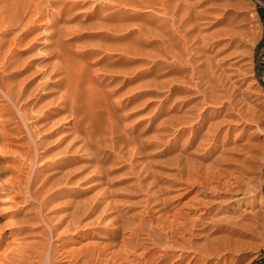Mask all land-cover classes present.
Returning a JSON list of instances; mask_svg holds the SVG:
<instances>
[{"label": "rangeland", "instance_id": "obj_1", "mask_svg": "<svg viewBox=\"0 0 264 264\" xmlns=\"http://www.w3.org/2000/svg\"><path fill=\"white\" fill-rule=\"evenodd\" d=\"M19 1L20 0H0V18L5 17L7 19L8 11L16 7ZM105 1L107 4L104 3ZM117 4L118 2L114 3L115 7L113 4L108 3L107 0H97L89 1V3L86 2L84 6L83 4L79 5L77 10L78 20L69 21L68 24V26L72 27L69 29L73 30H71V32L68 31V33L63 35L64 37L56 35L52 38L55 40L57 39L55 41L56 46L59 44L57 42H60V46L58 45V48H56L57 52L61 49V54L66 52L65 57L67 56V58H69V60L65 58L66 63H68L66 66L70 68H67V70L72 69L71 65L76 67H74V72L70 76H72L71 80L79 81L78 87L76 90L74 86L72 87L75 83H73L71 87L73 92L79 90V92H77L79 93L77 98L78 103H82L81 106L88 102L86 99L88 98L87 95L91 94L94 85L96 87L94 91L97 93L93 94L94 91H92V97L89 96V99L93 100L92 104H95L93 105L96 110L93 108V105H90L91 101L90 104H88L94 110H90L91 107H88V104L83 106L85 109L88 107L86 111L89 112L90 117L86 118L82 116L80 119H76V121L74 118L73 121L75 122H73L72 116L70 117V111L61 109L59 107L61 105H59L58 109L54 110L55 114L53 117L57 123L49 127L48 130L46 128L41 129L44 126L48 127L50 124L46 125L48 123L46 120L41 121L40 118H42L43 115L41 111L34 106L35 101L40 95H44L42 94L43 91H41L42 87L36 86V91L40 90L38 92L39 95L37 94V96L33 97L34 100H32V102L34 101V105L31 102V105L29 104L30 108L28 107L27 109L31 112L29 123L31 125L34 124L36 131H38L36 135L33 136L30 129L26 127L24 121L22 119L17 120V118L14 117L15 114L17 115V113H19L16 103L8 97L4 89H0V108L2 106L4 107V109L1 108L2 111L0 109V131H2L0 133L4 134V123H6L7 126L9 124V128L14 130V124L20 122V128L22 129V132L15 129L16 131L14 130L15 133L11 137L14 142L12 145L14 148L9 144L7 147V141H5V146H3V140H0V144H2L0 145V240L3 242L2 249L6 248L7 244H11L12 246L19 240V238L16 240V238L12 236V233L15 234L17 226L14 221L28 214L30 220H32V224H34V226H31L35 228V234L42 229L50 231V228L47 227L49 226V221L47 219L50 217L54 218L56 215L66 212L62 210L65 208V204L67 205V202H74V206L79 202V204H83V206H90L92 209L96 208V211L93 210L95 215L92 210L90 212L89 217L93 220L88 217L85 219L84 217V220L81 219L80 223L91 224L90 229L98 230L96 238H98V236H104L105 242H96L94 237L88 239L83 237V231H85V229L82 228L83 225L81 226V224L74 229L71 234L63 235L62 240L68 241L70 236L73 240L81 238L79 240L82 241L81 243H99L100 252L97 254L98 258H94L96 262L93 260L94 262H92V264H119L122 259L120 255L117 256L112 254V250L123 247L125 242L132 243V246L129 247L131 251H135L137 254L143 252L145 247L148 246L149 248L145 251V254L147 253L148 255V264H188V261L193 258V255H190V251H188L184 259L181 258L180 254L183 253L184 248L173 249L172 252L169 250V254L167 255L166 253L160 254V252L156 250V245L163 244L165 240V235H163L160 225L162 223L168 224L172 217L169 214L171 205L168 199V197L173 194L170 190L172 181L175 180V178L177 181L179 179L181 180V175H185L186 171H190L192 165L195 163V157L198 155V143L192 144L191 142V140L195 138V133L190 129L193 125L194 127L198 126V110L194 104L196 100L191 103L190 98H193L192 96L195 95V93L197 94L199 87L197 82L200 78H190L188 75L185 78L182 76L180 77L177 66L178 63L171 57L167 58V60L162 57L161 52H159L160 45L157 43L158 37L155 34L157 16L160 15L144 6L142 0H125L121 5L124 11L126 9V12L124 13V11H122L121 14L126 16V21L130 29L128 32L129 39L127 41L130 50L129 59L125 61V58H122L121 55L120 58L118 57L119 54H117L118 59L116 60L115 57L108 56L110 57L108 58L103 54L91 56L80 54L79 52L84 48L85 50L91 49L94 43L96 46L98 43L111 39V35L105 30L101 32V34L106 32L105 34H99L101 36L97 35L96 37L94 33L98 32V29L89 27V12H95L93 15L94 19H104V17L110 18L108 15L119 8ZM218 4L226 9L233 10L232 13L237 15V19L243 23L244 27H247V32L240 44L241 52L239 55V64H241L243 75L245 76H243L244 84L247 88H250V102L254 105L256 110L255 116L257 120L255 125L257 126L258 132V144L255 147L254 153L255 160L253 161L250 173L251 183L247 193L249 200L247 199L246 205H244L241 210V220L249 236H247L243 248L240 250V254L232 260L231 264H264V157H262V153L264 152V0H218ZM118 19L119 17L117 20H114V23H118ZM255 23H257L256 26H254ZM74 29L75 33L73 32ZM11 32L12 31L6 29L5 26L0 28V36L3 38H6V35L11 34ZM77 33L80 38L84 36L79 42L72 39ZM48 42L49 41L46 40L42 41L39 48L34 50L32 54L34 58H36V62H34V67L32 66V69L34 68L33 70L35 73L38 72L37 74H42L43 71L47 72L48 70L44 69L48 67L46 65L44 67V64L58 59L55 55V58L50 57L51 55L53 56L52 53L55 54L57 52L56 50H54V52L52 48L46 49ZM62 42L64 45L66 44L65 47L70 51V54L66 51L65 47H63L64 45ZM80 43L83 45H80ZM78 45L79 48H76ZM47 59L50 62H46ZM94 59L98 60L97 64L102 61V65L106 62L112 66H116V64H118V66L121 65L118 68H122V66L124 68L128 65V68H131L129 70L133 71L135 69V72H131V79L129 81H124V84L120 82V87H116L118 91H115L113 86L105 85V82L110 78L107 77V79L101 80V78L98 79L96 77L99 67L97 64L95 66L94 63H96V60ZM112 59H114V61ZM163 60L167 61V63L162 62ZM108 63H106L107 66H109ZM7 71L9 70L6 69L1 72L0 65V75L3 74L5 77H10L11 72L9 71V73ZM74 73L81 74H79V78L76 79L75 76L73 77ZM45 75L46 74L43 76ZM121 75L122 74H120L119 81L123 78ZM93 77H96L100 82ZM166 78H168V80H166ZM52 79L54 78L50 79V84L53 81ZM192 85H194L193 88H191ZM143 86L144 88L142 89ZM108 87L111 88L113 94ZM120 88L121 90H119ZM47 89L42 88L44 93L49 91V87H47ZM1 92L6 95H3V93L1 94ZM56 92L57 91H53L51 94ZM84 95H86L85 98ZM51 96L52 95L48 97L50 98ZM81 99H86V101H82ZM2 100L6 103L4 104ZM185 100H188V102ZM185 103L189 105V107ZM5 106L8 112L4 111ZM9 109L12 113H10ZM64 111L66 114H64ZM90 114L93 116L97 114L98 116L96 115L97 117L91 118ZM110 115L113 117L116 116L114 118L117 123L115 121L113 122L114 118H111ZM183 116H188L187 120H190V122L186 123V131L179 135L178 131L180 126L178 121H180ZM108 117L113 120H108ZM3 118L5 119L2 120ZM7 118H9V120H7ZM82 119L86 120V122H83ZM109 121L113 124L116 123L117 125H114L116 127L119 124L118 127L121 128H114L112 123L108 124L110 123ZM35 123H38V125H35ZM89 123L91 125L95 123L97 127L90 126ZM70 124H72V126ZM65 125H67L68 128L66 131L69 130L70 133L65 131ZM87 125L88 127H93V129L97 128L95 130L99 132L91 128L89 129ZM182 125L184 124L181 123V126ZM73 126L76 130V127H80L77 132L82 131L81 134L86 135L81 137L82 140L79 139L81 135L74 132L75 129ZM88 129L91 133H88ZM95 132L96 135L94 136L96 137H92ZM67 133H69V135H67ZM77 134L79 135L77 136ZM2 136L3 135L0 134V138H3ZM37 136H44L43 144L41 143L40 147L36 146V142L34 141ZM90 138L93 140V143L95 142L94 144L91 141V143L89 142ZM58 141L60 143H58ZM82 143H84L83 146ZM85 144H88L87 147ZM92 145L97 146L94 147V150L98 149V151H95L96 153L91 152L93 149ZM51 147L54 149V152ZM11 148H13V151ZM28 148L31 149L30 156L27 154L21 155L19 151L27 150ZM87 149L88 151H86ZM42 151L47 152L42 155ZM70 152L74 156L77 154L75 159ZM49 153H52V155ZM40 155L42 156L40 157ZM33 156L36 157L33 158ZM59 156H61V158ZM61 159H63V161ZM37 168L42 169H38L37 172ZM35 176H38L36 178L38 182L34 179ZM69 178L72 179L69 181L70 184L64 182ZM32 180L34 181L32 182ZM44 180H47L46 183H44ZM35 181L39 185H35ZM43 183L45 185L47 184V186L45 187ZM55 184L56 186H60L61 184L64 190L68 187V192L63 190L59 192L60 194L58 193V195L52 193L54 189L52 187H54ZM41 185L42 187L44 186L45 191L42 192L44 196L43 194H39V200H33L31 190H34L36 187L41 188ZM34 186L35 188H33ZM69 188H74L75 191H69ZM78 196L79 198H77ZM64 197L66 199H63ZM68 199H73L75 201ZM33 210L35 211L32 212ZM81 233L82 235H80ZM37 237L39 236L36 234L34 236L29 235L26 238L32 240ZM99 241H101V239ZM57 242H59L57 239L51 238L49 240L50 248L55 247ZM201 243H205V239H201ZM131 251H128V253L133 255ZM214 261L215 259L212 260V262ZM44 264L47 263L44 262ZM76 264L84 263L82 260H78ZM199 264L204 263L200 262Z\"/></svg>", "mask_w": 264, "mask_h": 264}, {"label": "bare ground", "instance_id": "obj_2", "mask_svg": "<svg viewBox=\"0 0 264 264\" xmlns=\"http://www.w3.org/2000/svg\"><path fill=\"white\" fill-rule=\"evenodd\" d=\"M89 1L97 0H20L16 7L8 11V20L5 17L0 18V28L5 26L6 29H10L12 31L11 34L6 35V38L0 36L1 72L6 69L11 72L10 73L9 71H7L10 73V77H5L3 74L0 75V89H4V92H6L8 97L14 103H16L19 113H17V115L15 114L14 117L17 118V120L22 119L26 127L30 129L33 136H35L36 132L38 131H36L34 124L31 125L29 123L31 112H29L27 109L32 100H34L33 97L37 96L38 92L40 91H36L37 87H42L45 89L49 87V91L45 93L41 88V91H43L42 94L44 95H40V97L35 101V105L33 104L34 101L32 102V104L38 110H40L43 115V117L40 118L41 121L46 120L48 121L46 125L50 124L48 127L44 126L41 129L46 128L48 130L49 127L57 123V121L54 120L53 117L55 114L54 110L58 109L59 105H61L59 106L61 109L70 111L71 115H69L70 117L72 116V121L74 120V118L76 121V119H80L82 116L86 118L90 117L89 112H87L86 109H88V107H91L89 106L90 101V105L94 104H92L93 100H90L89 96H91L92 91L96 90V87L94 84H92L94 85V88L91 91V94H86L88 96V98H86L88 102L83 104L84 106L89 103L88 107H86V109L83 108V106H81L82 103H78L77 96H79V93L77 92H79V90H77V92H73L72 89V87L74 86V89L76 90L79 82L78 80H71L72 76L70 75L74 72L75 66L71 65L73 71L72 69L67 70L68 67L66 66V64L68 63H66L65 58L68 60L69 58H67V56L65 57L66 52L61 54L62 51L60 52V48V50L57 52L56 48H58V45L60 46V42H57L59 44L56 46L55 41L57 39H52L56 35L61 37L68 33V31L71 32V30H73L69 29L72 28L68 26L69 21H77V10L79 8V5L83 4L84 6V4L86 2L89 3ZM142 1L144 6L148 7L151 11H154V13L160 15L157 16V27L155 29V34L158 37L157 43L158 45H160L159 52H161L162 57L165 60L171 57L178 63L177 66L179 69L180 77L182 76L185 78L188 75L190 78H200V80H198L197 82L199 85L197 94L195 93V95L192 96L193 98H190L191 103L192 101L196 100V103L194 102V104L198 110V126L194 127L193 125L190 127L191 131L195 133V138L191 140V142L192 144L198 143V155L195 157V163L192 165L190 171H186L185 175L182 174L181 180L179 179L180 181H177L176 178L172 181L170 190L173 192V194L168 197L171 205L169 214L172 217L168 224L162 223L160 225V227H162V233L163 235H165V240L163 244L161 243L159 245H156V250L160 252V254L166 253L167 255L169 254V250H171L170 252H172L173 249L184 248L183 253L180 254L181 258L184 259L188 254V251L191 252V254L189 253L190 255H193V258L188 261V264H199L200 262H203L204 264H231L232 260L236 256H238V254H240V250L243 248L247 236H249V233L243 226L241 220V210L249 200L247 193L249 191L251 183L250 173L253 166V161L255 160V147L258 144V132L257 126L255 125L257 120L255 116L256 110L254 105H252L250 102V88H247V86H245L244 84L245 76L243 75L241 64H239V55L241 52L240 44L244 38L245 33L247 32V27H244L243 23L237 19V15H234V13H232L233 10H230L228 8L226 9L223 6H220L218 4V0ZM107 2L113 4V6H115V2H118V10L111 12L108 15L110 18L104 17V19H94L93 15L95 14V12H89V27H91L92 29H98V32L94 33L96 37L97 35L101 36L102 34H105L107 32L109 33V35H111V39L106 40L105 42L98 43L96 44V46L94 45L95 43H92L93 47L91 49L85 50L84 48L79 53L85 56L103 54L106 57H115V60L118 59L117 54H119L118 57L120 58L121 55V57L125 58L126 61V59H129L128 57L130 54V50L127 44V41L129 39L128 32L130 29L126 21V16L121 14L122 11H124L123 6L121 7V5L125 2V0H107ZM104 3H106V1ZM125 12L126 9L124 13ZM118 17V23H114V20H117ZM256 25L257 23H255L254 26ZM104 30L106 32L101 34V32ZM73 32L75 33V29ZM82 38H80L79 34L77 33V35H74L72 39L79 42ZM44 40L49 41L46 46L47 50L52 48L53 51L56 50L57 52L54 54L51 51L53 56L51 55L50 57H54L55 55L56 58H58L53 62H50L48 59L46 60V62L49 61L50 63L44 64V67L45 65L48 67L47 69H44L48 70L47 72L43 71V73L46 74L45 76H43L44 74L42 72V74H37L38 72L35 73V71L33 70L34 68L32 69L34 62H36V58H34L32 54L34 53V50L39 48L40 43H42V41ZM65 45L63 47H65ZM80 45L83 44L80 43ZM76 48H79V45L78 47L76 46ZM65 49L70 54V51L67 50L66 47ZM112 60L114 61V59ZM165 60H163L162 62L167 63V61ZM97 61L98 60H96V63H94L93 61L91 62H93L96 66ZM106 63L102 65V61H100L98 63L99 65L97 64L99 70H97L96 77L98 79L101 78V80L107 79V77L110 78L107 82H105V85H111L113 86L115 91H118L117 88L120 87L119 83L129 81L131 79L130 75L135 69L133 71H130L129 69L131 68H128V65L124 68L123 66L122 68H118L121 65L118 66V64H116V66H112L108 63L109 66H107ZM79 74L81 73H74L73 77L75 76V78L77 79L79 78ZM120 74H122L121 76H123L121 81H119ZM51 78L54 79H52L53 81L50 84L49 81ZM166 80H168V78H166ZM98 82L100 81L98 80ZM73 83H75V85ZM193 86L194 85H192L191 88H193ZM143 88L144 86L142 87V89ZM119 90H121V88ZM53 91H57L58 94L57 92L51 94ZM2 93L3 92H1V94ZM96 93L97 92L94 91L93 94ZM4 94L5 93H3V95ZM50 95L52 96L49 98L48 96ZM86 95H84V98ZM86 99L81 100L86 101ZM186 102H188V100ZM5 103L6 102H4V104ZM187 106L189 107V105ZM1 108L4 109L3 106ZM93 108L91 107L90 110H96V108ZM6 110L7 109L5 106L4 111ZM10 113H12L11 110ZM64 114H66V112ZM93 115H91V118L98 116L97 114V116ZM110 117L112 118L113 116L110 115ZM187 117L183 116L182 119L178 121V124L180 126L178 131L179 135L183 134L187 129L186 123L190 122V120H187ZM111 118L108 117V120H111ZM4 119L5 118H3L2 120ZM7 120H9V118H7ZM82 121L86 122V120L83 119ZM114 121L117 123L115 118L113 122ZM111 123L112 122L108 124ZM181 123L185 126H181ZM72 124L70 125L72 126ZM115 124H113L112 126H114ZM35 125H38V123H35ZM90 126L96 125L94 123V125L90 124ZM90 126L88 128L93 129V127ZM118 126H114V128L116 127L118 129ZM65 127L66 131V129H68L67 125H65ZM76 128L77 130L74 128L76 130H74V132L79 133L81 135L79 139L82 140L81 137L86 135L81 134L82 131L77 132L80 127ZM15 129L22 132V129L20 128V122L14 124V130ZM89 129L88 133H91L89 132ZM14 130L9 128V124L7 126L6 123H4V134L0 133L1 135H3V138H0V140H3V146H5V141H7L6 146L8 147L9 144L11 147H13L12 145L14 144V142L11 137L16 131ZM95 131L99 132L98 130ZM66 132H69V130ZM69 133H67V135H69ZM79 134H77V136ZM94 135H96V132L92 135V137ZM90 139L89 142H92L93 140ZM34 141L36 142V146L40 147L41 143L44 141V136H37ZM58 143L60 142L58 141ZM83 144L84 143H82V146ZM95 145H92L93 151L90 148L91 152H95L96 150L98 151V149L94 150V147H97ZM13 148H11V150ZM51 149L52 151L54 150L52 147ZM49 151L52 152L51 150ZM86 151H88V149ZM19 152L21 153V155L27 154L28 156H30L31 149L28 148L27 150H22ZM46 152L42 151V155ZM49 154L52 155V153ZM42 155H40V157ZM76 155H73L74 159ZM34 157L36 156H33V158ZM59 157L61 158V156ZM262 157H264V152L262 153ZM61 160L63 161V159ZM38 169L39 168H37V172ZM37 177L38 176H35L34 179L36 180ZM70 180L72 179H66V181L64 182L69 183ZM33 181L34 180H32V182ZM36 181L38 182V180ZM44 181L43 182L46 183L47 180ZM37 182L35 185H39L37 184ZM46 186L47 184L45 185V187ZM33 188H35V186ZM52 188H54L53 190L51 189L53 191L52 193H56L57 195L59 192H62L64 190L61 184L60 186H56L55 184ZM67 189L65 188L64 191H67ZM31 191L33 200L36 199L38 201L39 194H43L42 192L45 190L44 186L42 187L41 185V188L36 187ZM69 191L74 192L75 190L74 188H69ZM65 197L63 199H66ZM77 198H79V196ZM68 200L72 201L73 199ZM64 207L62 211L65 210L66 212L56 215V217L54 218L50 217L49 219H47L49 221L48 225L50 226L47 227L50 228V231L46 229H42L40 232L37 231L36 234L39 237H37L36 239L29 240L26 238L29 235H36L35 228L32 227L34 226V224H32V220H30V216H28V214H26L25 217L16 220L17 222L14 221V223L17 225L16 231L15 234L12 233L13 235H11L16 238V240L17 238H19V240L18 242L16 241V245L15 242L12 246L11 244L8 245L6 243L7 247L3 249V242L0 240V264H44V262H46L47 264H76L78 260H82L84 264H92V262H94L93 260H95L94 258L97 257V254H99L100 252L99 243H81L82 241H79L81 238L73 240V238H71L70 236L68 238V241H63L62 236L71 234L73 230L81 224V219H83L84 217L85 219L88 217L89 219L93 220L89 216L91 210L94 214L93 210H95L96 208L92 209L89 206V209L88 206H83V204L81 205L79 204V202L78 204H75V206L74 202H67V205L65 204ZM34 211L35 210H33L32 212ZM90 225H88L87 223L81 224L82 228L85 229V231H83V237H85L86 239L94 237V240L96 242H105L104 236H98V238H96L98 230L92 228L90 229ZM80 235H82V233ZM51 238H55L59 242H57L55 247L50 248L49 240ZM100 239L101 241H99ZM201 239H205V243H201ZM129 246H132V243L130 244L129 242H125V245L123 247L117 250H112V254L117 256L120 255L122 259V261L120 262L121 264H123V262L124 264H148V255L147 253L145 254L146 249L149 248L148 246H146L143 252H140V254H137L135 251H131V248ZM128 251H131L133 255L129 254ZM213 259H215L214 262H212Z\"/></svg>", "mask_w": 264, "mask_h": 264}]
</instances>
